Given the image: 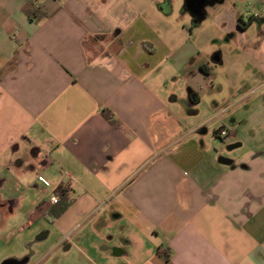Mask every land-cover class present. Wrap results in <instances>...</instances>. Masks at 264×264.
Returning a JSON list of instances; mask_svg holds the SVG:
<instances>
[{
    "label": "crops",
    "instance_id": "obj_1",
    "mask_svg": "<svg viewBox=\"0 0 264 264\" xmlns=\"http://www.w3.org/2000/svg\"><path fill=\"white\" fill-rule=\"evenodd\" d=\"M226 1L195 23L185 0H0V173L13 170L17 194L1 195L0 207L27 204L17 191L35 187L37 171L53 177L52 198L32 201L19 230L53 222L59 235L44 225L34 241L70 242L65 252L87 231L108 264H264V156L230 158L199 140L217 119L215 136H234L221 103L211 101L221 111L182 133L198 114L196 81L212 83L224 62L211 54L215 35L201 34L209 8L221 16ZM230 15L233 28L220 30L241 48L253 18L244 21L242 8ZM261 27L258 46L243 49L258 63L250 81L258 87ZM188 31H197L193 41ZM6 181L0 176V190ZM58 186L71 201L61 214ZM2 264H31L30 256Z\"/></svg>",
    "mask_w": 264,
    "mask_h": 264
},
{
    "label": "rangeland",
    "instance_id": "obj_2",
    "mask_svg": "<svg viewBox=\"0 0 264 264\" xmlns=\"http://www.w3.org/2000/svg\"><path fill=\"white\" fill-rule=\"evenodd\" d=\"M262 1L263 0H227L224 5L217 9L225 10L221 16H216L214 14L216 9L213 10L214 8H209L210 13H208L206 20L203 21L202 27L208 30L203 32L201 36L205 40L208 34L215 35L214 38H216V40L215 42L213 41L214 43H212L210 48L211 54L217 51L222 52L224 62L219 65L216 75L212 78V83L203 82V77L198 78L196 81L195 84L201 97L200 104L198 105V114L185 120V126L183 127L182 133L184 134L186 132V123L193 127L195 124H200L207 118L210 119L221 111L214 110L210 106L212 102H217L218 104L221 103L224 106H230L229 111L224 115L229 116L230 120L233 122L235 120V123H231V121L229 123V121H226L228 126L231 127V132L234 136L225 137V139L215 136L214 129L220 123V120L217 119L212 122L204 123L207 127L208 135L205 134L199 138V140L205 142L208 148H211L212 150L216 149L219 153H223V156H228L230 158H246L251 151H255L256 154L264 156V86L258 87V83L251 84L250 81H253L254 79L253 76L256 74L255 71H257L256 68L258 67V63L252 58V53H247V51L244 53L243 51L246 47L258 46L256 39H258L257 36L261 35V25L264 21V2ZM238 8H242L244 12V21L248 22L249 17L253 18V22L247 30L248 41L245 46H242L241 48L237 47L238 44L234 37L228 39L225 33L222 34L223 29L226 30L233 28V14L230 15V13H234ZM213 20H218V25L223 28L214 24ZM221 21H226L228 24L222 26L220 23ZM242 24L244 25L243 21ZM188 25L192 27L191 20H189ZM220 29H222V31ZM194 33L195 34H191L190 31H188L187 38L190 41H193V39L197 37V31ZM242 36L243 35H240V37ZM249 82L250 87L248 86ZM177 85L180 86L181 84ZM184 91L179 89L177 93V95H185L182 98L183 105L187 97L186 89ZM224 95H228L230 99L221 100L224 98ZM187 110L188 107L185 106L184 110L181 111L185 114L187 113ZM236 123L238 124L235 126ZM233 125L235 126L234 128ZM239 143V146L231 148L233 145ZM37 174L38 175L34 181L35 187L30 189L22 188L17 191L18 194H22V197L27 201V204L22 203L15 213H11L9 208L4 205L0 207V240L6 242L2 247L0 244V264H2L7 257L13 255L23 257L27 254L30 256L31 264H37L39 259L41 264H91L90 262L92 261L95 264H108L105 256L101 255V252L97 254L90 242L85 240L88 235L87 231H77L76 235L72 234L73 231H69L67 234L68 237L73 235L74 240L80 236L84 237V239L76 242L77 244H72V249L65 252L64 248L68 244L70 245V242L63 244V246L60 247L57 245L53 246V237H55L56 233L58 234L53 222L47 224L45 221L40 220L30 229L23 231L19 230V227L24 224L22 214L24 211L28 210L30 206L29 204H31L32 201H36L38 198L49 199L53 196L51 189L53 177L47 173H43V171H37ZM0 176L1 178L7 179L5 182V189L3 191L0 190V196L2 195L3 198L17 196L14 190L15 185L11 187V182L15 184V174L13 173V170L4 169L2 170V173H0ZM32 177L34 178L35 176ZM44 225L54 233L53 237L47 242L45 247V243L41 246V243L34 241L35 236L42 230L40 229V226ZM105 230L106 229H104V232ZM101 234H103L102 230L100 233L93 234L94 244L99 245L101 241L98 238L99 236H102ZM8 237L13 240H8ZM27 242L30 243L29 246ZM94 246L96 247V245ZM83 252H85L91 260H89L87 255L86 257L83 256Z\"/></svg>",
    "mask_w": 264,
    "mask_h": 264
},
{
    "label": "water",
    "instance_id": "obj_3",
    "mask_svg": "<svg viewBox=\"0 0 264 264\" xmlns=\"http://www.w3.org/2000/svg\"><path fill=\"white\" fill-rule=\"evenodd\" d=\"M221 1L222 0H185V3L194 19L201 22L205 17V12H207V6Z\"/></svg>",
    "mask_w": 264,
    "mask_h": 264
},
{
    "label": "trees",
    "instance_id": "obj_4",
    "mask_svg": "<svg viewBox=\"0 0 264 264\" xmlns=\"http://www.w3.org/2000/svg\"><path fill=\"white\" fill-rule=\"evenodd\" d=\"M29 7H30V5L25 7V9L29 10ZM34 13H36V11ZM38 14L40 15V12H38ZM43 14L44 13H42L40 16H42ZM194 21H195V23H199V21H197L196 19H194ZM54 193L63 202V205L61 206L60 211L56 212V214H61L62 212H64V210L67 208V206L70 205L71 201L69 200V196H68L67 192L63 189V186H58L57 188H55ZM60 200L58 201L59 203H60Z\"/></svg>",
    "mask_w": 264,
    "mask_h": 264
},
{
    "label": "built area",
    "instance_id": "obj_5",
    "mask_svg": "<svg viewBox=\"0 0 264 264\" xmlns=\"http://www.w3.org/2000/svg\"><path fill=\"white\" fill-rule=\"evenodd\" d=\"M220 134L226 136L227 132L222 129L220 131ZM74 180H75V177L73 175H70V183L74 182ZM63 189H65V187H63ZM53 201L55 203L58 202L59 201L58 196L54 195Z\"/></svg>",
    "mask_w": 264,
    "mask_h": 264
}]
</instances>
